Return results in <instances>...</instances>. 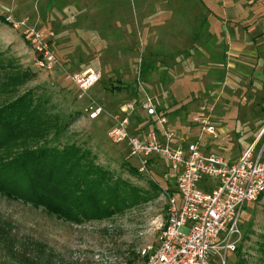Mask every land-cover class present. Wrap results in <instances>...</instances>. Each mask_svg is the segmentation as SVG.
Instances as JSON below:
<instances>
[{
    "label": "rangeland",
    "instance_id": "1",
    "mask_svg": "<svg viewBox=\"0 0 264 264\" xmlns=\"http://www.w3.org/2000/svg\"><path fill=\"white\" fill-rule=\"evenodd\" d=\"M162 1L0 0L2 16L11 11L17 18L20 11L23 16L28 15L34 20V14H38L37 28L46 29L45 33L48 31L54 40L49 43L56 62L51 69H45L36 62L39 55L22 30L12 27L0 16V58L4 63L21 67L34 75L20 87V91L29 88L46 91L56 110L64 113L78 111L79 115L68 129L72 139L85 141L87 147L96 153L97 161L122 178L144 189L149 188V180L161 187L160 194L137 207L107 219L77 224L49 214L40 206L0 194V216L16 225L19 240L26 239L23 243L27 240L43 242L51 264H144L147 255L158 245L159 228L166 218L169 195L166 191L175 189L167 163L155 158L150 175H131L121 166L122 162L136 164L129 156L126 144L112 143L107 135L113 124L110 115L115 114L120 105L141 97L136 82L141 64L144 70L148 62H152L149 75L146 78L140 76V82L148 88L156 108L168 111L169 125L186 141L198 133L192 117L201 105L210 109L211 122L217 129L226 126L216 138L204 136L206 148L225 158H232L240 148L243 150L249 141L248 136L257 132L251 131L253 125L264 121V87L256 83V79L250 84V81L235 76L232 82L229 77L230 82L227 79L219 83V79L208 72L209 64L203 69L205 67L196 60H190L195 56V44L172 42L174 38H183L181 34L179 37L169 35L176 32L171 27L172 19L178 17L176 12L183 13L181 6L178 7L180 12L176 8V4H183V0L169 2L174 4L172 10L175 12L167 18L169 21L146 22L156 12L142 11L143 6L157 10L163 7ZM238 4L248 8L239 15L248 20L252 15L249 24L257 25L259 21L253 15L264 10V0H239ZM212 14L214 17L222 15L220 11ZM223 16L226 28L232 31L231 23L238 24L236 13L227 12ZM154 24L159 25L154 28ZM248 29L246 27L245 31ZM255 30L251 28L248 32L255 33ZM162 50L165 55L160 54ZM80 71L100 72L98 81L83 96L69 78ZM118 85L121 87L115 88ZM89 99L97 101L103 109L94 119L84 111ZM182 103H185L183 108L169 114ZM137 115L144 116L142 111H136L132 115L130 130L150 127L147 121L137 126ZM253 119L256 122L252 123ZM263 139L264 132L258 144ZM238 228L235 249L226 252L223 260L213 255L214 263L233 264L239 249L245 264H258L255 242L259 234L264 233V193L256 201L243 204ZM12 260L0 248V264L12 263Z\"/></svg>",
    "mask_w": 264,
    "mask_h": 264
},
{
    "label": "built area",
    "instance_id": "2",
    "mask_svg": "<svg viewBox=\"0 0 264 264\" xmlns=\"http://www.w3.org/2000/svg\"><path fill=\"white\" fill-rule=\"evenodd\" d=\"M6 23L22 30L34 51L36 61L45 69L56 62L45 29L37 28L28 16H3ZM99 71L73 73L70 80L80 96L99 79ZM141 97L120 105L110 115L112 125L107 131L112 143H125L137 171L150 175L152 160H165L174 179L175 194L167 196L166 218L160 225L157 247L147 255L144 264H211L213 255L224 259L233 251L239 235L238 218L243 204L256 201L264 193V141H253L236 158H225L206 148L207 135L217 137L211 122L210 109L200 106L192 121L198 133L187 142H176L177 135L165 115L159 113L151 94L136 80ZM142 111L155 121V129L133 133L129 126L132 115ZM84 111L91 119L103 112L94 99ZM264 140V139H263Z\"/></svg>",
    "mask_w": 264,
    "mask_h": 264
},
{
    "label": "trees",
    "instance_id": "3",
    "mask_svg": "<svg viewBox=\"0 0 264 264\" xmlns=\"http://www.w3.org/2000/svg\"><path fill=\"white\" fill-rule=\"evenodd\" d=\"M151 63L148 62L144 70L140 65L142 78L149 75ZM32 76L28 70L13 67L0 58L2 196L40 206L49 214L77 224L110 218L161 193L159 184L152 180L148 181L149 188L144 189L122 178L101 165L85 141L72 139L68 129L79 115L78 111L56 110L46 91L32 88L20 91ZM157 111L163 115L168 113L159 107ZM135 121L137 126L147 121L150 127L132 130L133 133L156 128L155 121L149 117L137 115ZM121 166L131 175L142 176L136 166L128 162H122ZM175 191L169 189L166 193L170 195ZM25 240L17 237L14 223L0 216V248L13 259L8 264H51L43 242L27 240L23 243ZM255 243L258 264H264V233L259 234ZM238 251L233 264H245ZM211 264L216 263L211 260Z\"/></svg>",
    "mask_w": 264,
    "mask_h": 264
},
{
    "label": "crops",
    "instance_id": "4",
    "mask_svg": "<svg viewBox=\"0 0 264 264\" xmlns=\"http://www.w3.org/2000/svg\"><path fill=\"white\" fill-rule=\"evenodd\" d=\"M171 0H163V7L156 9L149 8L148 5H144L142 11L156 12L155 15H151L148 17L149 21L146 22H157L160 19H166L165 21H169L172 17L174 7L173 3H169ZM189 3H186V0H183V4H176L177 11H179V6L182 7L183 13L179 14L176 12L177 18H173V33H170L171 37H179L181 34L183 38L172 39L173 43L178 44H187L190 46L191 43L196 46L193 48L195 56L190 59L196 60L198 64L202 65L203 69L208 68V64L210 65L209 73L215 75L219 79V83L223 81H227L229 77H240V79H246V81L252 82V79H256L255 82L261 84L264 87V10H260L255 13L253 16L255 19H258L257 25L249 24L251 21L252 15L246 19L245 17H241L240 12H246L247 9L244 6H240L239 0H188ZM251 1V0H250ZM230 3V5H227ZM166 7V8H165ZM214 11H220L222 15L215 16L212 14ZM249 11V10H248ZM180 12V11H179ZM236 13L237 17V25L234 22L231 23L232 31H229L227 26H225V21L221 17L225 13ZM21 12H17L16 16L21 17L24 14H20ZM250 15V14H247ZM224 17V16H223ZM155 19V20H154ZM40 20L38 14H34V22L37 24ZM164 21V22H165ZM171 22V21H170ZM187 22V24H185ZM159 25V24H158ZM158 25L154 24V28ZM161 25V24H160ZM146 26V25H145ZM257 26V27H256ZM225 27L226 29H224ZM250 28L245 31V28ZM148 28V27H147ZM177 29V30H174ZM251 28H255V33H249L248 31ZM235 29V30H234ZM241 29V30H240ZM46 30V29H45ZM185 32H184V31ZM181 31V32H180ZM180 32V33H179ZM247 32V33H246ZM184 33V34H182ZM188 36H186V34ZM45 37L50 42H54L50 33L46 31ZM170 37V36H169ZM188 37V40H187ZM184 47V46H182ZM174 50V49H173ZM184 50H187L184 48ZM178 51L177 49L175 50ZM172 51L171 53H173ZM191 53V52H190ZM189 53V54H190ZM153 54V53H152ZM159 54V53H158ZM160 54L165 55V52L162 50ZM198 56V59L195 57ZM189 57H192L189 56ZM201 59V60H200ZM151 60V59H150ZM205 64H202L203 62ZM209 74V75H210ZM140 78V75H139ZM228 82L229 79H228ZM148 91V88L145 87ZM149 92V91H148ZM150 93V92H149ZM185 106V105H184ZM183 106V107H184ZM180 105L175 108V110L170 111L169 114L177 111ZM182 107V108H183ZM223 112V110H222ZM221 112V113H222ZM264 113V111H263ZM168 114H165L167 122L169 124ZM172 118V117H171ZM256 119V118H255ZM253 119L252 123L256 122ZM261 122V121H260ZM226 126L219 127L217 129V136L220 132L225 131ZM257 127V128H256ZM256 130L257 132L253 135H249L247 139V145L243 148L238 149V153H234L233 158L240 156L245 149L255 140L259 139L264 132V121L260 123V125H256L251 128V131ZM235 132V131H234ZM239 132V131H238ZM176 133V132H175ZM238 135L236 133H233ZM176 142H187L189 140L183 139V137L179 136L177 133ZM193 136L191 139H193Z\"/></svg>",
    "mask_w": 264,
    "mask_h": 264
}]
</instances>
